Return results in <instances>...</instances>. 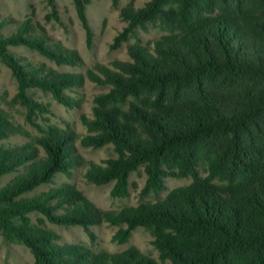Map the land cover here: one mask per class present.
<instances>
[{
    "label": "trees",
    "instance_id": "16d2710c",
    "mask_svg": "<svg viewBox=\"0 0 264 264\" xmlns=\"http://www.w3.org/2000/svg\"><path fill=\"white\" fill-rule=\"evenodd\" d=\"M71 1L88 35L85 2ZM164 1L119 11L129 29L159 19L167 33L146 46H127L128 61L86 73L108 89L93 96L91 118H81L88 134L79 142L113 148L116 157L88 163L85 178L95 186L113 183L119 195L141 167L145 188L154 192L166 190L168 177L189 182L158 202L99 212L68 186L22 196L80 164L69 133L41 135L35 144L42 154L30 146L0 148V177L15 173L0 187V232L25 246L34 264L94 262L76 246L55 245L29 213L61 226L124 225L112 237L120 243L141 228L159 260L130 248L97 264H264V0H169L174 7L165 11ZM6 25L0 20V61L16 81L26 114L38 110L25 96L29 89L72 107L65 91L80 86L82 76L33 66L8 48L25 47L66 66L77 65L75 53L50 44L28 18L3 34ZM10 134L0 116V139ZM59 209L65 212L56 215Z\"/></svg>",
    "mask_w": 264,
    "mask_h": 264
},
{
    "label": "rangeland",
    "instance_id": "374dc122",
    "mask_svg": "<svg viewBox=\"0 0 264 264\" xmlns=\"http://www.w3.org/2000/svg\"><path fill=\"white\" fill-rule=\"evenodd\" d=\"M85 2V17L88 35L78 21L71 0H0V20L6 19L7 25L1 33L8 34L15 26L29 19L33 26L41 29L50 44L66 49L78 57L76 66L56 65L51 60L25 47H9L13 54L25 59L33 66H43L56 73L80 75L83 80L80 86L65 91L72 99L73 106L63 107L54 101L50 94L38 89L25 91V96L31 99L38 110L32 113L25 111L22 103L16 98L17 84L5 64L0 61V116L10 125L11 134L0 139V148L18 149L30 146L38 149L36 140L50 130L66 132L72 136L74 157L79 165L70 171L69 176L57 173L51 183L35 188L30 193L22 195L30 197L48 189L64 186L72 187L80 193L85 202L99 212H115L124 207H135L141 203H155L162 200L166 194L176 187L188 184L187 179L168 177L164 180L165 191L154 192L145 188L146 172L141 167L131 172L127 179V189L124 195L112 190L113 183L95 186L87 182L85 168L88 163L102 165L107 159L116 157L110 145L101 147L83 146L79 142L81 136L88 131L83 127L81 118H91L93 96L107 91V87H99L88 81L87 72L99 75L96 65L111 69L114 60L128 61L126 47L129 45L146 46L151 41L167 33L159 21L148 19L143 26L129 29L127 22L119 15V11L128 6L142 8L149 0H83ZM173 8L174 3L165 0L162 10ZM129 29L127 32L125 29ZM15 176V173L0 177V187ZM57 210L56 215L64 213ZM27 217L32 225L44 228L52 233L53 243L58 246H76L87 252L94 264L96 259L134 249L140 254L154 259L158 263L157 252L153 248L150 234L141 228L135 229L125 243L112 239L118 229L124 225L113 226L108 222L99 221L86 225L61 226L47 222L38 213H29ZM18 224V221H13ZM0 264H34L29 250L11 237L0 232Z\"/></svg>",
    "mask_w": 264,
    "mask_h": 264
}]
</instances>
